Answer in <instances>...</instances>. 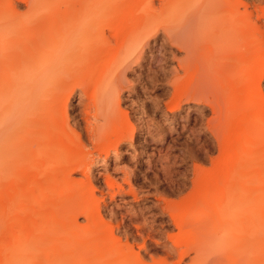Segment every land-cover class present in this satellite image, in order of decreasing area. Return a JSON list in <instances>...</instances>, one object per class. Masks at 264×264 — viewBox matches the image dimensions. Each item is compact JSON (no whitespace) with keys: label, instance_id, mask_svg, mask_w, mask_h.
<instances>
[{"label":"bare ground","instance_id":"6f19581e","mask_svg":"<svg viewBox=\"0 0 264 264\" xmlns=\"http://www.w3.org/2000/svg\"><path fill=\"white\" fill-rule=\"evenodd\" d=\"M97 1L98 0H95L94 2ZM106 1L108 0H104V2ZM182 1H189V3L193 2V0ZM207 1L208 0H205L204 5L201 6L199 11L195 10L196 12H192L188 16L181 19V29L174 32L170 37L173 43L174 41H178V43L181 42L186 47V55L189 57L188 58L186 56L187 59H189L187 62H190V66L192 63L191 59L193 62H195V59L196 61L198 60L197 63L202 60L199 62V64L203 61L206 64V66H204V62L201 63V67L197 69L198 72H200L202 69L204 73L202 72V79L199 76L201 79L199 82L200 85L194 84L196 87L194 86L193 89L197 88V85L198 89H192V96H203L202 92H205V90L208 92L210 89L214 90L215 93L218 92L216 95L213 93L214 100L216 101L214 108H219L217 110L222 112L221 107L224 104H220L223 99L221 100L222 95L221 93L219 94V86H221V79H227L234 81L233 83L235 85L232 83L233 85L230 86L226 91L224 95V102L228 99L227 97H229L230 94H233V99H230L231 103H229L232 104L233 111H237L236 114L239 113L242 117L243 114L246 115L247 112L254 108H258L260 111L264 110V100L261 99L264 97H262L259 93L258 81L260 79H257L264 76V69H262L264 66H261L264 64L258 62L260 64L258 67L259 70L256 72L253 70L257 61L264 60L261 59L264 58V30H262L264 28L261 29L260 26H257L258 24L256 20L252 19L253 15L247 10V5H245V9L243 8L244 10L237 8L236 12H233V15H231L232 13L230 14L226 7H228L231 2V7H239V4L237 5L236 3L235 5V1ZM144 3H146L145 0ZM243 3L244 2L242 1V4ZM45 6V0H37L33 4V7L29 9L27 16H18V14L9 12L3 19V23H0V158H6V161L9 164V168L7 169L9 173L3 172V174L5 173L7 175H4L6 179H4L5 177L1 175L0 176L3 177L2 180H5L7 187L12 191L16 189V191H18V189L21 187L24 188L23 184L26 181L24 180V176H26L25 178L28 179L26 181L27 183L24 184V191L28 190L30 187H33L32 191H34L35 196H37L38 193H36L37 191L34 189H36V186H40L42 189H46L45 192L47 193V196L45 195V197L42 196V198H38L40 199L38 204L35 203V206L33 205L35 209L37 206L39 212H34L29 220L23 219L24 217L20 218L21 220H18L17 218L18 221L16 222H14L15 220L13 222L11 220V222L14 223L12 224L13 226L11 228L14 229V234L18 236L17 239L19 238L20 241L15 239V244H12L13 240L10 237L13 235H9V238L12 242L10 241L11 243L2 245L3 249L5 246V249L2 250L3 253H0V264L226 263V260H228V248L230 249V245L232 246V244H230V240H227V238L229 239L233 236L224 237V233H226L228 227L225 228L222 226L224 224L229 225V219L228 217H225L228 221L223 218L218 221V218L216 219L215 217L213 219H206V217L209 218L213 215L206 213L207 208L205 205L202 206L203 208L205 207V217L202 216V218L197 219L195 215L196 210L194 211L193 209L195 208L194 202L196 201V204H198L197 199L199 197L192 201V199H194H191L192 195H190L189 198L186 197L187 199L184 200L187 201H185V203L183 202L184 204L181 206V208L178 211H173L174 213H172V218L175 220V226H177L180 231H184L185 233L183 232V234L185 236L182 233H178V240L181 241L179 242L176 239V242L172 241L173 244L171 245H169L166 240L163 241L169 252L173 249L178 253L179 257L174 261L166 256L168 255V250L166 251L167 254H165V256L160 260H156L154 257H152L151 262H147L145 260L143 261L140 256H138V251H133L134 248L132 249L130 244L128 246L122 247L120 245L121 243L119 244L118 242H115L117 238L113 234L112 228H109L106 223H104L105 225L100 223V225H102H99L100 228L102 227L101 230L99 227V230L95 227H92L93 225H91V223H95L97 219L95 218V215L92 211L93 204H87L85 202L84 206L83 203L81 205L83 206V209H81L86 213L87 218L89 217L87 221L90 225L86 221L88 225L86 232H91L95 229L94 233L97 234V232H101L102 235H99L100 237L96 236V240L92 239L94 242L91 241L93 244L91 245V242H87V240L89 241L87 237L89 234L93 235L94 233H88V235H86L87 233H84L83 235L80 233L81 231H79L78 234L81 235L78 237V240L84 239L83 242H87V245L90 244L91 246L95 247L93 251L96 250V252H92V249L89 247L90 245L88 247L91 250H89L88 247H85L84 249L82 243L81 245L83 246L84 250L82 249V246L75 245L77 242L75 243L73 241H76L77 238L75 236H78L75 233V236H73L76 239L72 241L71 237L68 236L70 233L65 231L68 233V235L66 234V237L70 238V240H67L65 243V232L60 229L59 225L56 224V226L52 223V219L48 216L49 214L46 217L45 214L41 212L44 210L42 208L49 204V201L46 200V202H44V200L48 197L51 199L50 195L57 190L58 186L63 188L62 180L64 186L66 187H73L75 185V178L71 177L69 174L73 167H75V169H79L85 175V178H81L79 180L76 179V181H80L79 184L84 186L83 190H81L83 191V196H87L88 191L92 192L90 187L87 188L88 190L86 189V187L90 186L92 183L90 176L91 161L88 160L89 156L87 155L89 153L84 152L85 144L81 138V134L77 132L75 133V131L73 132L69 127L67 116L68 104L65 102V98H68V96L74 93L78 94L77 100L73 107L76 108L77 111L80 110V118L78 119L82 118L84 120L85 128L89 135L88 137H90L91 142L94 143V147L98 150L99 154L105 155L102 157L103 162L106 165V160L111 152H118V141L121 140V138H124L126 134L129 133V131L133 128L127 117L121 116L122 111L120 112L121 107L119 101L121 97V91L127 86H131L129 85V81H126L125 79L126 69L132 68V66L135 64L140 65V61L146 55L145 49L148 45H150L149 35L154 30V28L150 26V17L145 14L146 11L144 9L141 10V12H143L139 18L137 17V21L135 20V15L132 16L133 13L128 12L129 9L127 10V7L124 9L125 6L123 7V5H118V8H112L109 5H96L94 3H90L86 6H78L77 8L73 9L65 7L63 10H61V8L54 10V14H57V16L59 14L61 18L56 19L53 14H50L47 15L49 16L48 18L50 19L52 16V18H54V21H50L43 15V13H45ZM119 6H122L123 10ZM152 7L155 6L149 5L151 10ZM149 8L147 9L149 10ZM221 13H223V15H221ZM216 14L217 16H215ZM214 16L217 18H214ZM112 17L116 18V20H112ZM106 29L112 30L113 38H110V36L108 37V34L106 35ZM150 57L149 59H152ZM194 57L195 59L193 60ZM251 59L252 62H249ZM185 60L183 59V61ZM247 63H249L248 68H252V71L250 72L249 69V73L244 75L245 66ZM202 66L204 67L202 68ZM234 70H236V72ZM232 71H234V73H232ZM199 74L200 73H195L197 76ZM199 77L196 78L199 80ZM198 80H195L196 83H198ZM212 90H210L211 93L213 92ZM182 91L178 89L174 93L175 97L181 98L183 95ZM184 97H186V95ZM207 102L210 101L208 100ZM216 118H219V116L217 115L215 118L213 116L210 122ZM255 121L264 124V115L259 113L258 115L252 117L250 124H253ZM215 122H217V124L214 127L217 126L218 128L221 124V121L216 119ZM226 124L228 126V123ZM230 126L228 127L230 128ZM224 128L226 129V127ZM227 130L229 131V129ZM250 130L253 131L252 138L254 140H252V142L254 144H258L261 140L259 129ZM231 133L232 132H229L230 135ZM233 138L234 137H231L232 140ZM216 140L219 139L216 138ZM226 140L231 141L229 139ZM241 143H245L243 138L241 139ZM259 153L261 152L257 150L255 152L251 149L249 153H247L248 155L246 154L247 159H249V157L250 159H256ZM73 157L77 158L74 159ZM237 158L240 159L239 156H237ZM116 161V158L112 159L114 169L117 168ZM102 164L103 163H101V165ZM258 165H260V162ZM87 171H89V174ZM242 172L244 174H248V176L251 175L253 178H256L255 176L259 178L261 176L260 173H264L258 169V167L255 168V170L250 168L246 171L242 170ZM19 175H21L20 178L18 177ZM8 177L9 180L7 179ZM262 177H264V175H262L261 178ZM206 178L203 186L201 185L202 187L199 188L197 185L196 190L193 191V196L196 197L198 188V193L200 192L203 194V192H205L206 194L208 193V196L209 194L215 195L216 189L214 190L213 188V190L210 189V191H207L208 188L206 186V181L208 178L207 180ZM20 179H23L24 182H22ZM104 181L105 183L109 184L110 187H113L114 184H118L120 187L118 188L119 191L123 188L121 184L116 182L115 178H110L108 174H105ZM237 183L238 182H236V184ZM247 185L244 186L243 184V187H239V185L238 188H233V191H235V196H232L234 200L237 198L239 200V197H243V195L248 193L261 196L264 194V185L257 187H249ZM66 187H64V189ZM234 187L237 186L234 185ZM12 193L14 194V191ZM15 194H17V192H15ZM15 194L14 196H16ZM261 196H258L257 200L256 197L251 199H255L256 202H258V199L261 198ZM53 197L54 196H52V201L54 199ZM212 197L214 196L212 195ZM22 198L24 199L25 197ZM205 198L208 197L206 196ZM16 199L13 197V195L5 197L3 194L2 197H0V207L4 203H9L11 208L15 209V207H13V203H16L18 200ZM72 200L74 199L72 198ZM81 200L83 199L81 198ZM260 200L258 202L259 204L264 203V201L261 202ZM22 201L24 202L25 200ZM71 201H69L67 204H72ZM207 201L210 202V200ZM74 202L72 204L73 206L81 203H77L76 201ZM87 202L89 203V201ZM121 202L122 204L127 203L128 200L123 198V201ZM27 203L32 202L30 201ZM203 204L207 203L203 202ZM62 205L63 204H60V207L56 205L57 207L53 206L52 208L50 207L51 210H46L50 212L53 209V212L56 213L58 212V209L62 207ZM72 205H69V208L67 206L68 210L66 209V211L68 212L65 213H69L71 212L70 210L75 211L77 209L78 211H82L79 209L80 205L78 206L79 208L76 206L77 209H74L75 207H72ZM217 205L219 204L217 203ZM63 208L64 207L61 209ZM13 209L11 210L13 212L16 211L18 213V211H20L18 208V210ZM61 209L59 211L60 213L58 212L59 214H61ZM5 211L7 212V209ZM32 211H34V209ZM20 212V215H25L26 212L30 211L21 210ZM62 212L64 213V210H62ZM58 213H56V215H58ZM72 213L78 214L76 211ZM5 214L4 216H6ZM62 215L64 214H61V216ZM26 216L27 215H25V218ZM7 220L8 219L0 217V226H2V222ZM256 221L258 222L256 223L254 221L256 226L255 224H252L253 226L257 227L256 230L255 228L253 230L255 233H257V229H260V223L261 225L264 224V222H262L264 220H261V217L259 218V214ZM24 227H26L27 231L24 229ZM252 227L249 225V230H251ZM75 228L76 227H73L74 230L78 231L79 227L76 229ZM1 229L2 228H0V230ZM23 229L26 232L24 233L25 236L22 240L20 238L22 237L21 233ZM37 229H39L41 233L43 232L38 236V238L41 239L40 242L35 240V237L37 236ZM70 229L72 230V228ZM217 229L223 230L221 231L222 233L219 231L221 233L220 234L217 231V234ZM262 230L264 229L261 228V231ZM199 231H202L201 235ZM230 231L231 230H229V233H231ZM47 233H53V239L47 242L48 245H46V242L42 241V239L47 237ZM262 233H264V231H262ZM262 233H259L258 236H260ZM96 234H94V236ZM85 235L86 238H82ZM169 235L170 236H167L170 238L169 240H171V233ZM181 235L182 238L180 239ZM218 235L221 238L223 236L225 239L222 238L224 240H221ZM114 237L115 241L113 240ZM144 238L142 240H144ZM231 241L236 242L238 240L235 239L234 236V239L232 238ZM226 243H228V246ZM141 244V248H144L145 246L143 245V241ZM233 246L235 247L236 245ZM241 246L244 247L243 244ZM241 246L231 248L233 250L236 249V252H234L237 254V250L241 253L239 250L241 249ZM232 249L230 253H233ZM78 250L81 252L79 253ZM77 252L79 254H76ZM260 252L261 254L259 256L264 255L262 254L264 251L260 250ZM233 255L234 254H229L228 257L232 256L233 258H231V260L233 259V261H236L235 257H237L238 254L235 256ZM184 257H187V260H184ZM225 258L227 259L224 260ZM257 258L260 259L259 257ZM262 258H264V256H262ZM258 259L256 260L257 263ZM240 260L241 259L239 258V262ZM233 261H231V263H233ZM252 264L255 263L252 261Z\"/></svg>","mask_w":264,"mask_h":264},{"label":"rangeland","instance_id":"374dc122","mask_svg":"<svg viewBox=\"0 0 264 264\" xmlns=\"http://www.w3.org/2000/svg\"><path fill=\"white\" fill-rule=\"evenodd\" d=\"M36 1L37 0H0V23H3V19L9 12L18 14V16H27L29 9L33 7V4ZM45 1V13H43L45 18H48L49 16L47 15L50 14H53L56 19L61 18L59 14L58 16L57 14H54V10L60 8L61 10H63V8L65 7L73 9L77 8L78 6H86L90 3H94L96 5H109L112 8H118V5H123V7L125 6L124 9L127 7V10L129 9L128 12L133 13L132 16L135 15V20H137V17H140L141 13L143 12H141V10L144 9L146 11L145 14L150 17V26L154 28L153 32L149 35L150 45L146 47V55L140 61V65L135 64L134 66H132V68L126 69L125 79L126 81H129V85L131 86H127L126 88L122 89L120 94V112H124H121V116H126L129 122H131L133 128L129 131V133L126 134L124 138H121V140L118 141V152H111V154L106 160V165L103 162L102 157L105 155L99 154L98 150L94 147V143H92L90 137H88L89 135L86 131L84 120L82 118L78 119L80 118V110L77 111L76 108L73 107L74 103L77 100L78 94L74 93L68 96V98H65V102L68 104L67 116L69 127L73 132L75 131V133L77 132L81 134V138L85 144L84 148L86 149L87 146V149L86 151L84 149V152L89 153L86 154L89 156L88 160L91 161L90 176L92 182L90 186L86 187V189L90 187V190L92 189V192L88 191V195L83 196V191L81 190H83L84 186L79 184L80 181H76V179L79 180L81 178H85V175L82 171L73 167V169L70 170L69 174L71 177L75 178V182L77 183L74 182L75 185L73 187H66L64 186L62 180L63 188L58 186L57 190L54 192L55 194L53 193L50 195L51 199H49L48 197L44 200V202H46V200L49 201V204H47V206H45L46 204L43 205L45 206L42 208L44 210L41 211L40 209V211L43 212L46 217L49 214L48 216L52 219V223L54 225L57 224L59 225L62 231L70 233L68 235V233L65 232V243L67 240H70V238L66 237L67 234L69 237H71L72 241L77 238L76 241H73L75 243L77 242L75 245L82 246V243L85 249V247H88L90 244L93 245L92 242L96 240V236L100 237L99 235H102L101 232H99L101 234L97 232L99 229H102V227H99L100 223H103L102 225H105L104 223H106L109 228H112V232L117 238L116 241L115 237L113 239L116 243H121L120 245L122 247L128 246L130 244L132 249L134 248L133 251H138V256H140L143 261L145 260L147 262H151L152 257H154V259L156 260H160L162 257L165 256V254H167L166 251L168 250L163 241L166 240L169 245H171L173 244L172 241L176 242V239H179L178 233L183 234L184 232H182V230L180 231L179 228L175 226V220L174 218H172V213L178 211L181 208L185 201H187L184 200L187 199L186 197L189 198L190 195L193 196V191L196 190L197 185L199 186V188L203 186L205 178L207 177V191H210V189L213 190L214 188V190L216 189V192L215 195L212 194L214 196L212 197V195L209 194L208 196V193L206 194L205 192H203V194L200 192L198 193V188L197 193L195 192L197 194L196 197L191 196V199L194 198L192 199V201L196 200L199 197L197 199L198 204H196V201L194 202L195 208L193 210H196V218L200 219L202 218V216L205 217L206 213H209V215H213L209 218L206 217V219H213L215 217L216 219L218 218V221H220L222 218L226 219L225 217H228L229 221L227 219L226 220L229 222V225L224 224L222 226L225 228L228 227V230H225L226 233H224L225 235H223L224 237L233 236L230 237L231 239H234L235 236V239H237L238 241L232 242L233 240L231 241L230 238H227V240H230V244H232V246L230 245V249L228 248L229 252L227 254H234L233 256L237 254L238 255L237 257H235L236 261H233V259L231 260V258L233 257H228L227 255L228 260H226L227 258L224 259L226 260V263H231V261H233V263L231 264H252L253 261V263L255 264H264V258H262V256L264 255L259 256L261 254L260 250L264 251V247H262L264 246V233H262V231L264 230L261 231V228L264 229V226H262L264 224L261 225L260 223V229H257L256 231L257 233H262L260 234V236H258L259 233L257 234L255 233V231H253L254 228L255 230L257 228L255 227V222L258 223L256 221L258 218V214L259 218L261 217V220H264V206H262L264 205V203H260L262 205L258 203L260 199H262L260 200L261 202L264 201V194H262L261 196L257 194L248 193L243 195V197H239V200L238 198L234 200L232 197L235 196V191H233V188H238L239 185V187H241L243 184L244 186L248 184L247 186L249 187H257L260 185H264L261 184L264 183V177L261 178L264 173H260L261 176L259 178L257 176H255L256 178H253L251 177V175L248 176V174H244L242 172V170L246 171L250 168H253L255 170V168L257 167L262 172H264V160H262L264 159V124L258 121H255L253 124H250L251 118L258 115L259 113H262V115H264V110L260 111L258 110V108H254L247 112L246 115L243 114L242 117L239 113L236 114L237 111L234 112L232 109V104H230V99H233V94H230V96L227 97L228 99L224 102V95L226 91L230 86L234 84V81H230L227 79H221V86H219V94L221 93V95L223 96H221V100L223 99L222 102H224H220V104H224L222 106L223 109L221 107L222 112L217 110L219 108H214L216 103V101L214 100V94L216 95L218 92L215 93L214 90L210 89L213 91L212 93L210 92V90L208 92L205 90V92H202L203 96L199 95L197 97H193V92L191 93V91L194 86L196 87V85L194 84L200 85L199 82L202 79L204 73L202 69L201 71L199 70L200 72H198L197 69L201 67V63H203L204 61L201 62L200 65L199 62L202 60L197 63L198 60L196 61L194 57L193 60L195 59V62H193L191 59L192 63L190 66V62H187L189 61V59H187L188 56L186 55V47L181 42L178 43V41H174V44L172 42V39L170 38L174 32L179 31V29H181L182 24L180 20L188 16L192 12L199 11L201 6L204 5L205 0H193L192 3H189V1L182 0H145L146 3H144V0H108L106 2H104V0H98L97 2H94L95 0ZM231 1H235V5L237 3V5L239 4V7H231ZM231 1V4L226 7L227 11H229L230 14L232 13L231 15H233V12H236L237 8L240 10H244L245 5H247V10L253 15L252 19L256 20L258 24L257 26H260L261 29L264 28L262 27L264 26V0ZM242 1L244 2L243 4ZM128 2L131 4H129ZM141 2H143L144 4ZM148 3L150 6L153 5L155 7H152L151 10L149 8ZM123 7L121 6L120 8H122L123 10ZM147 8H149V10ZM221 15H223V13H221ZM215 16H217V14ZM215 16L214 18H217ZM52 17H50V19L48 18V20L54 21V18ZM112 20H116V18H113ZM105 33L106 35L108 34V37L110 36V38H113L112 30L106 29ZM151 53L153 54V57ZM2 54L5 55L4 53ZM149 57L152 59H149ZM183 59L187 60L183 61ZM261 61L256 62L255 67L253 68L254 72L259 70V63L264 64V62ZM249 62H252V59L249 60ZM248 65L249 63H247L245 66L244 75L249 73V71H252V68H248ZM204 66H206L205 62ZM204 66H202V68ZM262 69H264V67H262ZM234 71L236 72V70ZM234 71H232V73H234ZM195 73L200 74L197 76L195 75ZM199 76L201 77V79ZM193 77H199V80ZM257 79H260L258 81L259 93L262 97H264V76L259 77ZM195 80H198V83H196ZM198 85L197 88H194L193 90L198 89ZM177 88L181 91L183 90V95L181 96V98L175 97L174 93L178 90ZM185 95L186 97H188H184ZM261 99L264 100V98ZM208 100L210 102H207ZM212 115L214 116V118L217 117V115L219 116V118H216L217 120L221 121V124L218 128L217 126L214 127L217 124V122H215L216 119H213V121L210 122V120L213 118ZM226 123H228V126H232V124L233 126L237 125L234 126L236 130L233 128V126L232 128L231 126L229 128ZM238 126L241 127L239 128ZM224 127H226V129ZM227 129H229V131ZM250 129H259L261 140L258 144H254L252 142V140H254L252 138L253 131ZM229 132H232L231 135L229 134ZM231 137H234L233 140L231 139ZM216 138H218L220 141L216 140ZM242 138L245 143H241ZM226 139H229L231 141H228ZM250 142H252L253 144ZM250 148L255 152L256 150L261 152L256 157V159H250V157L249 159H247V153H249V151L251 150ZM242 155H245L244 157L246 158H244ZM237 156H239L240 159H238ZM73 158L76 159L77 157ZM114 158H116L117 160L116 169H114L112 163V159ZM259 162L260 165H258ZM101 163L103 164L101 165ZM8 168L9 164L6 161V158L4 159L1 157L0 175L5 177L4 175L6 174H3V172L9 173V171H7ZM87 173L89 174V171H87ZM105 174H108L110 178H115L116 182L123 186L122 190L119 191L118 188L120 187L118 186V184H114L113 187H110L109 184L105 183ZM1 176L0 197H2V195L4 194L5 197L13 195L15 199L16 196L18 199H16V203H13V207H15V209L11 208L9 203H4L3 205H1L2 208L0 207V217L9 220L2 222V226H0V228H2V231L0 230V249L2 248L0 250V253H3L2 250L5 249V246L3 249L2 245H6V243H11V239L13 240L12 244H15V239H17L18 237L14 234V229L11 228L13 226L12 224H14L12 222L14 220V222L21 220L20 218L23 217V219L29 220V218L32 217V214L34 212H39L37 206L35 209L34 204H38L40 200L38 198H42V196L45 197V195L47 196V193L45 192L46 189H42L40 186H36V189H34L35 191H37L36 193H38L37 196L39 197L35 196V192L32 191L33 187H30L28 190L24 191V184L27 183L26 181L28 179L25 178L26 176H24V180H26L23 184L24 188L21 187L18 189V191H16L17 189L13 190L14 194L15 192H17V194H15L16 196H14V194L12 193L13 191L7 187L5 180H2L3 177ZM18 177L20 178L21 175H19ZM4 179H6V177ZM7 179L9 180V177ZM24 180L22 179L21 181L24 182ZM200 181H202L203 183ZM236 182H238L237 184H239L240 182V184L237 185ZM198 183L202 184L199 185ZM234 185H236L237 187H234ZM64 187L66 188L64 189ZM52 196H54L53 201ZM206 196L208 198H205ZM258 196H261V198H259L258 202H256ZM22 197L25 198L23 199ZM254 197H256V200L254 199L255 201L251 199ZM72 198L74 200H72ZM81 198L83 200H81ZM123 198L127 199L128 202L122 204L121 201H123ZM219 199L222 201H220ZM22 200H25L26 202L24 201V203ZM29 200L32 203H27L30 202ZM207 200H210V202ZM69 201H71L72 204L74 201H76L77 203L81 202L76 205L77 208L80 207L79 209L84 206L85 202L87 204H93L92 211L95 215V218L97 219L93 224L90 220V223L91 225H93L92 227H95L97 229L99 227V229L96 231L98 235L94 233L95 229L91 232H86L88 227L87 223L89 224L87 219H89V217L87 218L86 213L82 210L83 208L81 209L82 211H78L75 205L73 206L71 203L67 204ZM87 201H89V203ZM203 202L207 204H203ZM82 203L83 206H81ZM217 203L219 205H217ZM60 204H63L62 207L64 208L61 209V207L60 209L61 214L64 215L61 216V214H59L60 209H58L59 213L56 212L58 213V215L53 212V209L50 212L47 211L51 210L53 206L57 207L56 205L59 206ZM69 205L75 207L74 209H77L75 211L78 214L72 213L75 212L72 210H70L71 212L69 213H65L68 212L66 211V209L68 210ZM204 205L207 208L206 213L204 210L205 207H202ZM5 208L7 209V212L5 211ZM17 208L20 209V211L28 210L31 213L26 212L25 215L27 216L25 218V215H20V211H18V213L16 211H11L12 209L18 210ZM33 209L34 211H32ZM62 210H64V213L62 212ZM4 214L7 217L4 216ZM63 217L65 218V220ZM252 224H255V226H253ZM249 225L250 227L253 226L251 230H249ZM73 227H79L78 231L74 230ZM70 228H72V230ZM24 229L27 231L26 227H24ZM24 229L22 230V237L20 238L22 240L25 236L24 233L26 232ZM220 229H217L216 233L217 231L218 233L223 231ZM38 230L39 229L36 230L37 236L35 237V240L40 242L41 239L38 238V236L43 232L41 233L40 230ZM229 230H231V233H229ZM79 231H81L80 233L83 235L84 233H87L86 235H88V233H94L96 235L94 236V234H89L90 237H87V239H89V241L87 240V242H92L87 245V242H83L84 239L78 240V237L81 235L78 234ZM199 232L201 235L202 231ZM74 233L78 236H75ZM168 233H171V240H169L170 238L168 236L170 235ZM9 235L13 236L10 237ZM86 235L82 238H86ZM143 235H146L148 237L145 236L144 238ZM224 237L222 236V238ZM143 238L144 240H142ZM181 238L182 235L180 236V239ZM222 238L221 240L225 239ZM52 239L53 233H49L45 239H42V241L46 242V245H48L47 242H49V240L51 241ZM17 240L20 241L19 238ZM141 240L144 242V248H141ZM178 241L180 242L181 240ZM226 244L228 246V243ZM242 244L244 245V247L241 246ZM91 245L89 247L92 249V252H96V250L93 251L95 247ZM233 245L236 246L234 247ZM79 246L76 247L81 248ZM239 246H241V249L238 248L241 253L237 250L238 253L236 254V249L233 250L232 248H236ZM90 248L89 250H91ZM231 249L233 253H230ZM78 252L76 254H79L81 251L79 253ZM262 254H264V252H262ZM166 256H168L169 259H172V261L178 259L179 257L178 253L173 249L170 250V252L168 250V255ZM256 256L260 259H258ZM239 258L241 259L240 262ZM183 259L187 260V257H184ZM257 259L258 263L256 261Z\"/></svg>","mask_w":264,"mask_h":264}]
</instances>
